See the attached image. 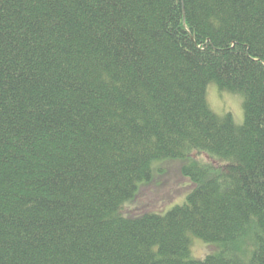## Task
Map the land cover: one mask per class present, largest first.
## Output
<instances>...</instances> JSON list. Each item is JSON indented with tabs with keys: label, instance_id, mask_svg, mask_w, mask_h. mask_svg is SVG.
<instances>
[{
	"label": "trees",
	"instance_id": "obj_1",
	"mask_svg": "<svg viewBox=\"0 0 264 264\" xmlns=\"http://www.w3.org/2000/svg\"><path fill=\"white\" fill-rule=\"evenodd\" d=\"M179 160L186 202L128 213ZM0 264H264V0H0Z\"/></svg>",
	"mask_w": 264,
	"mask_h": 264
},
{
	"label": "rangeland",
	"instance_id": "obj_2",
	"mask_svg": "<svg viewBox=\"0 0 264 264\" xmlns=\"http://www.w3.org/2000/svg\"><path fill=\"white\" fill-rule=\"evenodd\" d=\"M207 101L217 116L231 115L237 128L244 125L243 99L239 95L211 84L207 91ZM183 163L179 160L155 165L156 172L152 181L141 185L136 198L127 206V212L135 216L144 213L164 215L174 207L183 205L192 190V184L181 173ZM191 248L192 257L203 260L214 254L218 247L191 237Z\"/></svg>",
	"mask_w": 264,
	"mask_h": 264
}]
</instances>
